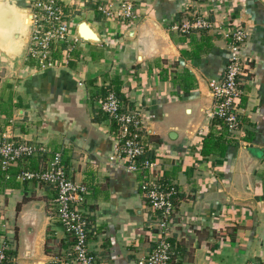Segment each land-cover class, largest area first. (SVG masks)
I'll return each mask as SVG.
<instances>
[{
	"label": "crops",
	"instance_id": "crops-1",
	"mask_svg": "<svg viewBox=\"0 0 264 264\" xmlns=\"http://www.w3.org/2000/svg\"><path fill=\"white\" fill-rule=\"evenodd\" d=\"M122 1L64 0L73 34L86 21L100 40L79 37L62 67L36 69L22 46L14 43L10 51L0 43L1 129L14 141L46 147L0 167V244L8 243V264H46L72 245L56 219V190L21 177L23 170L48 168L57 152L68 175L88 186L81 208L92 224L96 264H139L155 246L156 215L140 188L143 174L109 161L115 132L108 117L96 119V98L108 85L115 93L118 84L124 106L140 112L162 174L178 189L171 264L264 261V0H227L222 7L131 0L139 18L130 25L99 9L116 10ZM16 2L30 8V0ZM197 14L214 27L188 35L171 29ZM238 24L248 33L252 61L243 85V129L231 138L207 112L213 108L209 82L227 66V35ZM30 35L27 27L28 42ZM185 70L190 81L183 80ZM210 133L227 141L224 154L203 153Z\"/></svg>",
	"mask_w": 264,
	"mask_h": 264
},
{
	"label": "built area",
	"instance_id": "built-area-1",
	"mask_svg": "<svg viewBox=\"0 0 264 264\" xmlns=\"http://www.w3.org/2000/svg\"><path fill=\"white\" fill-rule=\"evenodd\" d=\"M196 1L207 2L213 7H222L227 2V0ZM30 9L31 35L26 52L28 64L36 69L64 66L70 57L71 43L80 39L73 34L72 16L66 3L64 0H30ZM99 9L108 15L114 13L121 22L129 25L139 18L138 6L131 0H123L116 10L105 5L99 6ZM214 23L208 16L197 14L194 20L174 21L171 29L188 35L193 29L210 30ZM227 36L232 40L231 56L220 77L209 82L213 108L207 115L219 130L225 129L231 138H238L243 129L242 100L245 92L243 85L246 77L250 75L252 56L247 55L248 33L241 24L232 27ZM96 102L110 118L120 123L114 134L113 151L109 161L125 167L128 171L143 174L140 188L156 215L154 227L158 238L150 253L138 263L171 264L175 253L171 231L177 210L175 199L178 189L162 174L155 149L142 133L143 120L139 110L124 106L122 100L111 91L105 97L99 95ZM43 152H46L44 145L31 141H14L6 136L0 126L2 170H7L15 163ZM21 177L48 183L56 190V219L72 238L70 248L54 255L46 264H96L97 257L89 245V238L93 232L92 224L88 214L81 208L89 189L86 184L77 183L68 175L62 165L61 152L55 153L45 170L38 172L23 170ZM0 264H8V243L5 240L0 244ZM247 264H264V261Z\"/></svg>",
	"mask_w": 264,
	"mask_h": 264
},
{
	"label": "water",
	"instance_id": "water-1",
	"mask_svg": "<svg viewBox=\"0 0 264 264\" xmlns=\"http://www.w3.org/2000/svg\"><path fill=\"white\" fill-rule=\"evenodd\" d=\"M31 18L32 11L29 7L21 8L16 0H0V43H5L6 48L10 51L14 49V43H16L15 46L23 47V54L25 55L28 42L25 36V30L27 27L31 28L29 22ZM83 26L92 35L90 38L87 37V39L100 40L97 32L86 21L81 23L77 31L78 37L86 38L82 31Z\"/></svg>",
	"mask_w": 264,
	"mask_h": 264
},
{
	"label": "trees",
	"instance_id": "trees-1",
	"mask_svg": "<svg viewBox=\"0 0 264 264\" xmlns=\"http://www.w3.org/2000/svg\"><path fill=\"white\" fill-rule=\"evenodd\" d=\"M200 48V47H199ZM193 75L188 71V70H185L184 72V78L183 80H186V81H190L193 77ZM177 79L175 78V81ZM117 85V84H116ZM185 87H188L187 85ZM112 90L111 86L108 85V86H105L103 89H102V92H101V95L103 97L107 96L109 94V92ZM188 90V89H187ZM115 94L119 97V98H123L124 96L121 94L120 92V84L117 85V88H116V91H115ZM96 119L100 120L101 118H109L110 119V123H111V127H112V130L114 132H116L120 126V123L116 120V119H113V118H110L109 117V114L104 112L102 109H100L99 107L96 109ZM228 148V143L227 141H222L219 137H215L213 135V133H210V135H208L205 139H204V142H203V153L204 154H210L212 153L213 151H219L221 154H224L226 152Z\"/></svg>",
	"mask_w": 264,
	"mask_h": 264
},
{
	"label": "bare ground",
	"instance_id": "bare-ground-1",
	"mask_svg": "<svg viewBox=\"0 0 264 264\" xmlns=\"http://www.w3.org/2000/svg\"><path fill=\"white\" fill-rule=\"evenodd\" d=\"M87 30H88V29H87L86 27H84V26L82 27V31H83V33H84V36H86V38H87V37L90 38V36H92V35H91L90 33H88Z\"/></svg>",
	"mask_w": 264,
	"mask_h": 264
}]
</instances>
